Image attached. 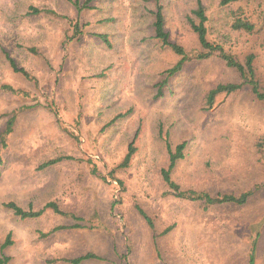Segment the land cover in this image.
<instances>
[{
  "label": "rangeland",
  "instance_id": "374dc122",
  "mask_svg": "<svg viewBox=\"0 0 264 264\" xmlns=\"http://www.w3.org/2000/svg\"><path fill=\"white\" fill-rule=\"evenodd\" d=\"M221 1L203 0L209 40L240 61L255 54L264 86V0ZM160 2L171 40L199 51L187 19L196 0ZM81 5L0 0V134L14 121L5 143L0 137V256L9 264H264V103L245 85L206 108L211 88L240 81L217 53L167 78L180 57L155 38L156 0ZM167 141L186 143L172 171L183 189L252 191L248 201L176 197L162 175ZM9 201L35 210L53 202L62 213L22 219Z\"/></svg>",
  "mask_w": 264,
  "mask_h": 264
},
{
  "label": "trees",
  "instance_id": "16d2710c",
  "mask_svg": "<svg viewBox=\"0 0 264 264\" xmlns=\"http://www.w3.org/2000/svg\"><path fill=\"white\" fill-rule=\"evenodd\" d=\"M73 1L74 5L81 9V0H71ZM157 1V8L153 11L154 14V21L153 27L155 30V38L160 40L164 46H168L171 48L180 58L178 61L167 70V78L175 75L179 71L182 70L185 63L194 59H207L214 54H218V56L225 61V63L234 68L240 76V81L237 82H227V83H219L213 88H211L206 95L205 106L206 108H211L215 105L218 100L220 94H231L233 92H237L242 89L245 85H249L251 87L252 92L256 96V98L264 103V86L260 84V80L256 75L255 69V54H249L244 61L238 60L233 55L229 54L225 51V49L219 45L211 42L208 38V15L206 13V7L203 3V0H196V7L191 11V14L188 16V23L194 33L197 35L198 41L200 43V49L196 53H188L185 50L182 44H179L175 41H172L170 38L169 32L166 30L165 27V15L163 12V5L160 0ZM238 0H222L221 3L224 5L231 4ZM33 13H39L40 9L33 8ZM244 20H237V24H241ZM77 24H75V27ZM253 26V24H252ZM98 37L104 40L107 44L110 45L108 40V36L105 34H98ZM9 61L11 66L13 67L14 71L21 72L26 77H30L28 71L24 68H20L17 66L14 59H12L8 55ZM167 80L162 83V87L166 84ZM3 88L10 90L12 92H17V90L9 85H4ZM162 90V89H161ZM122 115V114H121ZM120 116V115H119ZM13 120H9L7 122L6 129L3 133L0 134L2 141L5 143V136L11 133L13 130ZM167 148L169 151V165L162 169V175L164 181L168 184L169 188L173 191L176 197L182 199H188L193 201H204L207 205L212 204H222V203H235V204H244L248 201L249 197L252 195V191H247L241 193L240 195H236L233 193H225V194H216L211 195L207 192H199L194 189H183L179 183H177L172 178V171L177 165L179 159L184 158V150L186 148V143L181 142L176 145L173 149L170 142L167 141ZM135 149L133 146L129 148L128 153L126 154L123 163L121 166H128L132 155L134 154ZM69 159H73V157H68ZM2 160L0 155V161ZM55 160H49L41 165V168L51 165ZM95 171V169H94ZM105 179V176H102ZM120 184H123L121 180H119ZM3 205L15 213V215L19 216L22 219L26 218H34L41 216L47 208H54L58 210V205L53 202H48L43 208L39 210H35L33 207L29 209H25L17 204L15 201H9L3 203ZM59 211V210H58ZM62 213L61 211H59ZM144 213V212H143ZM149 224L152 226V219L144 214ZM12 244L11 233H9L1 245V250H3L8 245ZM89 255H87L88 257ZM10 258L4 254L0 256V264H9Z\"/></svg>",
  "mask_w": 264,
  "mask_h": 264
}]
</instances>
